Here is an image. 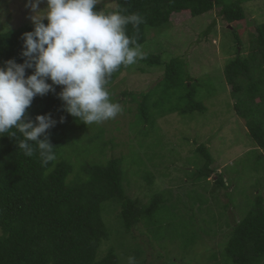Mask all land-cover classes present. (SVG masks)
Listing matches in <instances>:
<instances>
[{
    "label": "rangeland",
    "instance_id": "374dc122",
    "mask_svg": "<svg viewBox=\"0 0 264 264\" xmlns=\"http://www.w3.org/2000/svg\"><path fill=\"white\" fill-rule=\"evenodd\" d=\"M231 2L220 0L219 6ZM45 6L40 5L42 9ZM99 6L105 12L113 11L115 1L101 0ZM243 8L247 19L237 24L241 34L228 28L231 23L227 25L216 6L212 12L195 17L173 13L165 25L148 28L140 46L144 54L158 55L163 62L179 59L183 75L196 79L195 99L203 109L176 111V106L186 104L184 89H166L162 82L164 65L156 68L137 61L107 87L122 112L114 119L88 125L84 139L91 138V142L66 149L76 169L83 163H98L122 154L129 177L141 175L130 186L125 181L127 194L147 200L140 188L145 185L143 177L152 175L156 184L151 194L165 191L170 195L162 217L146 219L143 235L138 238L119 236L115 231L121 227L117 213L104 210L111 236L102 244L101 254L112 247L121 264H127L130 256L135 257L136 264H167L168 257L173 264H218L222 251L216 246L230 229L231 225L225 224L229 216L232 214L236 222L241 220L255 195L264 196V157L260 156L264 150L250 137L245 120L235 114L224 77L225 65L236 56V34L248 44L251 26L264 22V0L245 1ZM29 15L25 0H0V31L31 22ZM137 101L146 103L148 120L138 119ZM197 145H204L213 158L210 168L214 171L205 182L195 178L204 163L196 153ZM217 174L225 188L216 189ZM217 208L228 210L216 216ZM213 215L214 223L208 220ZM140 244L141 254L135 256L134 249Z\"/></svg>",
    "mask_w": 264,
    "mask_h": 264
},
{
    "label": "trees",
    "instance_id": "16d2710c",
    "mask_svg": "<svg viewBox=\"0 0 264 264\" xmlns=\"http://www.w3.org/2000/svg\"><path fill=\"white\" fill-rule=\"evenodd\" d=\"M114 1L115 10L118 5L122 15L139 13L143 17L144 22L138 28L132 24L126 26V34L135 36L141 46L147 38V29L165 25L173 13H189L195 17L212 12L216 6L227 25L231 23L228 28L241 34L237 24L247 19L243 3L251 0H232L222 6H219L220 0ZM96 10H101L99 5ZM43 22L47 23L46 20ZM251 27L248 44H243L236 34V56L225 65L224 77L235 114L245 120L250 137L264 150V22ZM6 29L0 31V66L9 59L22 63L21 36L32 31L33 24L29 22ZM138 61L156 68L164 65L162 82L166 89H184L186 104L176 106V111L187 113L196 108L203 109L195 99L196 79L183 75L179 59L163 62L158 55L145 54V58ZM127 69L131 67L121 66L113 73L107 87ZM31 71L26 70V74H31ZM60 90L61 86H55V92L35 97L27 109L30 119L50 114L58 121L49 130L50 142L55 147L54 161L42 165L38 152L31 157L25 156L23 150L18 149L16 138L7 134L0 137V264H121V258L112 247L102 254L100 252L102 244L111 236L103 211L117 213L115 216L120 219L121 227L115 231L119 236L130 234L132 238H138L143 235L146 219L162 217L163 205L170 195L154 190L151 194L156 184L152 175L143 177L145 185L140 188L147 200L127 194L125 181L128 180L127 185L130 186L141 175L129 177L123 167L125 157L122 154L108 156L98 163H83L76 169L66 149L84 146L85 141L89 143L92 139H84L88 125L63 112L62 102L57 96ZM136 107L139 120L150 118L144 101H137ZM61 116L64 117L63 123L59 122ZM17 136L22 138L19 133ZM196 153L204 163L195 178L205 182L214 171L210 168L213 158L204 145H197ZM260 156L264 157V151ZM214 184L216 189L225 188L219 174ZM106 205L108 207L105 208ZM215 210L214 215L220 216L228 209ZM214 215L207 219L214 223ZM228 222L225 224H230V229L222 243L218 242L216 246L222 251L218 264H264V196L256 194L247 214L237 222L231 214ZM142 248L140 244L132 252L139 256ZM166 263L173 264L169 257Z\"/></svg>",
    "mask_w": 264,
    "mask_h": 264
},
{
    "label": "clouds",
    "instance_id": "9594fccd",
    "mask_svg": "<svg viewBox=\"0 0 264 264\" xmlns=\"http://www.w3.org/2000/svg\"><path fill=\"white\" fill-rule=\"evenodd\" d=\"M100 3L25 0L33 30L21 36L23 62L9 59L0 66V137L16 138L25 156L38 152L42 165L56 159L49 130L58 121L50 114L30 119L27 109L33 99L61 86L57 96L63 112L71 117L84 125L114 119L122 107L107 90L113 73L145 58L135 36L126 34V26L138 28L143 17L122 15L118 5L109 12L96 10ZM41 4L46 6L42 9ZM28 69L31 74H26ZM63 121L61 116L59 122ZM127 264H136L135 257H128Z\"/></svg>",
    "mask_w": 264,
    "mask_h": 264
}]
</instances>
